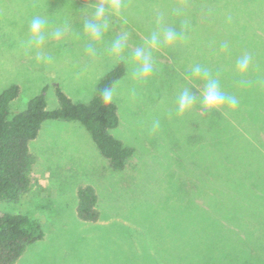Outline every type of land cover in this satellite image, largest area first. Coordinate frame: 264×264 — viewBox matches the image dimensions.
Masks as SVG:
<instances>
[{
	"label": "rangeland",
	"instance_id": "obj_1",
	"mask_svg": "<svg viewBox=\"0 0 264 264\" xmlns=\"http://www.w3.org/2000/svg\"><path fill=\"white\" fill-rule=\"evenodd\" d=\"M96 2L0 0V93L20 88L10 112L45 87L48 110L57 107L55 86L88 103L103 76L123 63L124 76L112 87L119 123L110 134L134 150L124 169L113 171L82 125L45 121L29 143L36 157L30 191L0 202V213L35 217L44 232L15 264H264V205L222 203L224 175L207 173L210 113L199 102L177 112L181 91H202L194 65L235 67L250 55L249 66L264 67V0H121L102 42L83 31ZM37 15L47 20L42 48L29 43ZM168 28L183 38L152 49L151 77L136 80L132 53ZM119 36L127 38L124 59L109 50ZM40 51L52 62H38ZM86 185L97 193L96 222L76 216V192Z\"/></svg>",
	"mask_w": 264,
	"mask_h": 264
},
{
	"label": "trees",
	"instance_id": "obj_2",
	"mask_svg": "<svg viewBox=\"0 0 264 264\" xmlns=\"http://www.w3.org/2000/svg\"><path fill=\"white\" fill-rule=\"evenodd\" d=\"M210 70L221 80L224 91L238 99L239 106L235 111L225 108L210 113L207 173H223V204L264 205V67L249 66L246 74H240L234 66ZM124 73L123 63L107 72L88 103L73 102L55 86L57 107L52 110L47 109L46 87L14 114L9 104L18 96L19 86L12 84L0 93V202H17L30 191L36 157L29 143L36 139L45 121L82 125L109 167L113 171L124 169L134 150L110 134L119 123L117 107L113 102L105 105L101 99L103 89L112 88ZM217 181L210 182L213 195L218 190ZM76 198L77 218L96 222L99 212L94 187H79ZM43 236L35 217L0 213V264H15L26 248Z\"/></svg>",
	"mask_w": 264,
	"mask_h": 264
},
{
	"label": "clouds",
	"instance_id": "obj_3",
	"mask_svg": "<svg viewBox=\"0 0 264 264\" xmlns=\"http://www.w3.org/2000/svg\"><path fill=\"white\" fill-rule=\"evenodd\" d=\"M121 0H99V2L90 5L91 19H86L83 22V31L91 41L102 42L105 33L109 30L108 15L118 14L121 9ZM47 20L39 15L34 16L29 22V43L34 44L37 48H42L45 42V31ZM61 29L56 30L59 35ZM183 38L182 33L175 28H168L162 33L154 31L151 33L147 42V49L144 47L137 48L132 53V60L135 62V67L132 68V76L139 81L147 80L151 77L153 67L152 49H158L161 44L173 45ZM127 47L126 36L115 37L110 44V52L112 55L124 59L123 53ZM227 49V45H224ZM86 51L90 55H96V48L89 43ZM38 62L49 64L52 62L51 55L40 51L36 55ZM251 63L250 55H243L236 61V69L240 74H246ZM191 75L203 82V88L199 96L191 89H184L177 98V112L179 114L186 113L199 102L202 109L208 113L221 111L225 108L235 111L239 106L238 99L226 91L222 87L221 80L212 73L205 65L196 64L191 69ZM103 104L109 105L113 101V89L107 87L101 92ZM158 127V124H157Z\"/></svg>",
	"mask_w": 264,
	"mask_h": 264
}]
</instances>
